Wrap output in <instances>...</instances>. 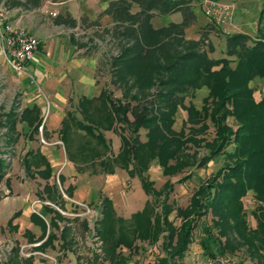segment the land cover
Segmentation results:
<instances>
[{
	"label": "trees",
	"instance_id": "16d2710c",
	"mask_svg": "<svg viewBox=\"0 0 264 264\" xmlns=\"http://www.w3.org/2000/svg\"><path fill=\"white\" fill-rule=\"evenodd\" d=\"M0 1L6 8L21 4L19 0ZM260 1L254 35L240 32L225 34V56L218 58L210 55L214 48L209 38L211 32H217L213 25H218L210 21V24L200 28L198 39L187 37L186 28L197 21L192 0L109 2L104 12L112 16L114 24L104 27L103 31L114 35L119 49L105 65L110 83L121 90V96L113 97L109 88H102L98 98L104 116L88 123L71 120L70 124L63 120L60 130L66 134L74 124L78 129L86 130L85 133L95 139L96 146L106 149L105 137L95 131L117 128L121 137L119 152L113 157L101 159V168L112 173L116 163L130 176H137L145 194L152 196L153 200L147 199L142 210L124 219L115 214L112 202L100 195L102 217L95 222L94 230L101 241L103 261L126 264L129 256L139 249L138 242L155 244L161 240L160 249L164 256L160 257L158 264H182L197 223L210 213V223L205 222L201 230V243L207 257L214 259L216 254L234 251V242L252 251L253 255L264 250V95L255 100L250 86L255 78H264V0ZM134 5L138 10L131 12ZM174 12L181 13L180 22L153 26L151 20L154 16ZM55 21L76 25L71 17H57ZM92 24L99 26L97 22ZM91 42L93 38H90ZM79 45L89 48L88 41L79 42ZM101 64L100 60L98 68ZM201 87L207 89V95L198 109L191 99ZM187 98L189 101L186 103ZM179 109L185 111L186 118L180 130H176L173 125ZM228 116L236 120L235 128L227 124ZM207 120L214 126L211 140L196 137L208 130ZM41 121L37 105L20 110L13 105L7 112L0 113V128H4L0 139L4 148V153L0 152V181L10 165L2 154L13 157L11 148L19 136L17 123L25 122L30 133H36ZM142 129L145 130V141L140 140ZM188 143L203 145L206 154L197 157L195 151L185 153ZM229 145L232 150L226 153ZM99 151L101 149H97L92 157H100ZM222 153H226L231 162L225 163L200 184L192 192L189 205L184 208L167 202L173 183L167 180L162 190H156L154 182L146 174L150 163L155 160L164 176L182 173L177 182H184L195 174L191 168L205 167L208 161ZM37 159L43 157L32 151L22 157L27 173L31 164L37 166ZM44 164L39 174L49 177L51 167L46 160ZM249 190L258 202V210L253 213L256 227L252 229L248 227L242 201ZM44 191L50 198L59 194L56 182L46 184ZM162 194L166 196L163 198ZM45 208L54 213L49 226L58 230L59 234L51 232L44 238L46 223L41 216L32 213L31 217L44 228L43 235L36 239L42 241L37 248H55L57 244L59 249L71 246L73 238L68 237L71 226L64 223L60 227L57 223L65 217L54 208ZM174 210L181 218L177 227L169 218ZM11 221L12 218L8 225ZM221 237L224 239L221 240ZM122 248L129 250L128 256L121 252ZM11 251L13 257L0 264L33 263L32 253L24 258L18 245H14ZM94 256L93 264H104L98 261L100 256L97 253Z\"/></svg>",
	"mask_w": 264,
	"mask_h": 264
},
{
	"label": "crops",
	"instance_id": "0c3cea01",
	"mask_svg": "<svg viewBox=\"0 0 264 264\" xmlns=\"http://www.w3.org/2000/svg\"><path fill=\"white\" fill-rule=\"evenodd\" d=\"M19 1L21 4L12 5L7 8L8 17L10 22L16 27L34 35L39 40V46L33 58L34 62H29L27 67L35 75L37 81L46 92L45 94H47L49 99V108L41 97L33 104L39 107L42 117L41 124L36 133H30V128L25 122H18L16 125L19 136L17 141L12 145V149L14 150L19 145L18 152L20 155L17 157V165H14L10 161L9 168L0 181V189L2 190V194H4L2 195L3 198H0V221L3 222L0 223V228L2 227L1 229L5 230L4 226H7L8 235L13 240L14 245H18L21 247L20 249L27 247L28 252L26 254L32 253L33 255L32 264H41L39 261L40 253L49 254V250H51L59 254L61 251L72 252V250H69V246L59 249L58 245H55V248H37L42 241H36V239L40 235H43L44 228L37 219L31 217L32 213L41 216L46 223L44 238L51 232L59 234L58 230L49 226L50 219L54 216V213L46 209L45 207L47 206L58 210L65 217V220L57 221L60 227L66 223L72 228V224H74V226L80 225L83 230L88 231V216L81 215L80 219L78 217H69V213L73 214V216H78L81 213L80 211L83 207L80 203L87 204L98 210L100 209L101 214L100 195H102L112 202L116 215L129 219L140 208L134 206L135 203L132 202L131 195L124 194L126 184H131L130 186L132 187V182H134L135 189H138L140 193L142 191L140 189V179L137 176H130L125 169L118 165H115L112 173L103 171L101 168V159L105 156L113 157L119 152L121 137L117 128L112 127L103 131L105 139H107L106 149L108 151L99 145H94V141L88 142L90 146L88 147L84 142V140L87 142V137L85 138L81 135V132H79L81 129H78L74 124L66 134H63L60 130L63 120L71 124V120L80 121L84 118V123H88V121L96 122V120L104 116V110L100 105L98 97L102 88L107 86L105 85L106 83L102 85L99 81L97 54L92 52L91 49L79 45L81 41H78L71 31H75L83 22L88 23L85 28L86 30L96 28L97 26H93L92 24L94 22L99 23V27L101 28L111 27L114 24L113 18L109 13H105L104 11L108 7L109 2L113 0ZM230 1L234 5V14L236 10H240L241 12L247 10L248 12V9L253 7L254 1L258 3L255 6L256 10L259 9L260 11L261 9V1L259 0ZM137 10L138 7L136 5L131 8V12H136ZM193 10L197 15V21L186 28V33L187 37L198 39L200 28L207 23L210 24L211 20L204 16L202 12L198 15L195 8ZM57 17L60 19L71 17L75 20L76 25L70 26L64 23H57L55 21ZM181 20V13L174 12L166 15H156L152 18L151 22L154 27H161L169 22H180ZM228 23L230 25H224L221 28L223 35L221 34L222 37L218 41L219 51H225V34L245 33L242 30V23L234 22V16L232 21ZM189 29L194 30L196 36L193 34L190 36ZM20 76L26 82L25 77L27 76L23 74ZM263 81L264 78L257 77L250 82V86L254 90L255 100H260L264 95V87L262 88L258 85ZM202 90L207 95V89L201 87L195 91L194 96L202 92ZM50 98H53V100ZM33 105L25 107H32ZM42 112H44L45 118ZM18 125L21 126L24 133H21ZM24 126H26V129H24ZM110 143H114V147L117 150L116 153H108L111 149ZM81 144H84L87 150H91V155L88 153L90 156L89 160L83 162H81L82 154L79 150ZM97 149H101L99 151L101 156L93 158L92 156L96 154ZM69 150L77 157L76 160L68 158ZM28 151H32L33 154L38 152L43 159L36 160L37 166L31 164L27 173L22 163V157ZM45 160L51 167V175L49 177H43L39 174V171L44 168ZM150 167L152 168V166ZM150 167L147 170L148 172L150 171ZM137 178L140 183L137 181ZM56 179L61 185V192L63 194L58 191L60 195H53L52 198L47 197L44 186L55 183ZM142 198L147 201L148 195L142 194ZM128 208H131V210H128ZM16 212L20 213L14 216ZM11 218V225H8V221ZM93 236L96 237L97 241L99 240L95 235V230ZM99 242L98 250H94L93 256L90 258V264H93L94 254L97 252H99L97 255L100 256L98 261H103L101 259L103 257L100 246L101 241L99 240ZM55 244H57V241H55ZM13 255L14 253H12L11 257ZM23 257L25 258L27 255ZM106 262L108 261H103V263ZM58 264H61V262Z\"/></svg>",
	"mask_w": 264,
	"mask_h": 264
},
{
	"label": "rangeland",
	"instance_id": "374dc122",
	"mask_svg": "<svg viewBox=\"0 0 264 264\" xmlns=\"http://www.w3.org/2000/svg\"><path fill=\"white\" fill-rule=\"evenodd\" d=\"M214 1H219L225 4H228L231 6V18L230 21H232L233 16H234V22L237 21L238 23H242V30L246 34L249 35H254L255 33V23L258 19L259 16V9L256 10V4H258L256 1L253 3V7L247 10H243L242 12L240 10H236V13L234 14V5L233 2L230 0H214ZM260 1V0H259ZM193 8H195V11L198 15L202 12V0H192ZM260 4V2H259ZM197 16V15H196ZM182 17V15H181ZM157 22V19H156ZM88 23L83 22L80 24V27H78L74 32L71 31V33H74V36L78 39V41H88L89 42V49L92 50V52H95L98 57V62L101 60L102 64L98 68V74H99V81L103 85L107 86L112 91L113 97H120L121 96V90L118 88H115L111 83H110V77L108 74V67H106L105 63H108L109 58L116 54L118 51V42L117 40L113 37L114 35L111 33H106L103 31V28L97 27L94 28L93 30H86L85 28L87 27ZM226 25H230V23L227 22L218 25L216 27L213 25L215 30L217 32H211L209 34L210 41L213 43V48H214V53L212 51L211 56L214 58L218 57H224V51H219L218 48V41L221 39L223 33L221 32V28ZM225 26V29H226ZM190 36L192 34L196 36V33L194 30H188ZM194 32V33H193ZM222 34V35H221ZM200 36V34H199ZM90 38H93V42L90 44ZM34 62V59L31 61V63ZM101 71V72H99ZM22 73L16 72L10 63L7 61L5 58L1 46H0V113L7 112L9 109L13 107V105H16L18 107V110L22 109L25 106H31L35 104L38 99L41 97V95L38 93L36 86L30 82L29 78H26V82L24 78H21L20 75ZM35 77V75H34ZM36 78V77H35ZM39 83V82H38ZM40 87L42 88L41 84L39 83ZM260 87H264V81L260 82L258 84ZM261 88V89H262ZM255 89V88H254ZM43 90V88H42ZM44 93H46L43 90ZM262 92V90H260ZM47 96V94H46ZM206 95L204 94L203 90L202 92H199L194 96L191 101L195 104V106L200 109L203 103V98ZM42 98V97H41ZM43 99V98H42ZM53 100V98H50ZM74 101V98H73ZM189 101V98L186 99V103ZM44 114V112H42ZM42 114V115H43ZM45 118V114L43 115ZM186 118V113L184 110L179 109L178 112L176 113L175 116V123L173 127L176 130H180L184 120ZM84 118H82L80 121H83ZM227 124L231 125L233 128H235L236 120L234 119L233 116H228L227 119ZM84 122V121H83ZM209 128L204 132L203 134H197L196 137H204L207 140H211L214 137V126L212 122L207 120ZM189 127V126H188ZM18 129L22 128L20 125H18ZM24 129H26V126H24ZM109 128L106 129H99V131H95V133L100 132L103 137H105L104 130H108ZM4 128H0V139H2V131ZM79 132H81V135H83L85 138L87 137V142L84 140V142L87 144L88 147L89 144L88 142L90 141H95L91 135L86 134V130L81 129ZM145 130L142 129L140 130V140L145 141ZM188 134V132H187ZM24 135V134H23ZM111 141V140H110ZM107 142V139H106ZM94 144V143H93ZM95 145V144H94ZM8 147V146H7ZM110 151L108 153H116L117 150L114 147V143H110ZM4 148L2 141L0 140V152L4 153ZM79 150L82 154L81 159L83 161L89 160L91 155V150H87L85 148L84 144H81L79 146ZM232 146L229 145L226 147V153L231 152ZM7 151V150H6ZM11 151L13 153V158L11 155H6L2 154L8 161H11V163H14V165H17V157L20 155L19 154V145L18 147H15L13 150L11 148ZM108 151V150H107ZM195 151L197 153V157H201L204 154H206V148L202 146H194L191 143H188V148L184 150L185 153H192ZM69 154L67 155L68 158L70 159H77L76 156H74V153L71 152L70 150L68 151ZM89 153V154H88ZM226 153H222L215 158L211 159L208 161L207 165L202 168H191L194 171V175L187 179L184 182H177V179L182 176V173L173 175V176H164L162 174L161 167L159 164L154 160L150 163V171L146 172V174L149 176V179L154 182L153 186L156 190H162V186L165 183V181H170L173 183V189L169 191L168 194V200L167 202H172L175 207H186L189 205V199L194 190L197 189V187L204 183L205 180H207L208 177H210L211 174H213L218 168H221L225 163H230L231 160H229L226 156ZM114 165H117L114 163ZM113 165V166H114ZM16 167V166H15ZM148 167V168H149ZM98 168V167H97ZM185 172L187 169L184 170ZM137 181L140 183L139 179L137 178ZM58 191L63 194L61 185L59 184L58 180L56 179ZM131 185V184H130ZM129 184H126L125 187V195H131V200L133 203H135L134 206H138L140 210L143 209L145 206V199L143 200L142 194L147 196L143 189H140L142 193L138 189H135V184L132 182V187ZM139 187V186H137ZM133 188V192H132ZM2 190L0 189V198L2 197ZM14 196V195H13ZM165 194H162L161 197H165ZM3 198V197H2ZM149 200H153L152 196H148ZM243 200V211L245 213V218L248 224V227L250 229L256 227V219L253 215L255 211L258 210V202L254 198V193L249 190L247 194L242 198ZM162 199H160L161 201ZM165 200V199H164ZM154 204V201L152 202ZM32 206V205H31ZM132 208V207H131ZM131 208H128V210H131ZM159 209V206L157 207ZM120 210V209H119ZM36 211V209H35ZM65 212V211H64ZM81 213L78 214V216H73V214L69 213V217H78L80 219L81 215L82 216H88L89 217V229L88 231H85L81 228L80 225H75L72 224V229L70 230V233L68 237L73 238V243L71 246H69V250L71 251H66V252H59L57 254L56 251H51L49 250V254L47 253H40L39 254V261L45 264H58L61 262V264H90V258L93 256V251L98 250L99 248V240L97 241L96 237L93 236L94 234V224L95 222L100 219L101 214H100V209L92 208L90 207V212H85L84 209L80 211ZM116 214V211H115ZM76 215V214H74ZM118 216V215H117ZM212 214H208L207 217L203 216L201 218V221L197 223L196 228L193 231V236H192V242L188 247V250L185 253L184 258L182 259V264H264V250L259 251L258 254H254L252 251H248L245 247H242L239 245V243L234 242L233 245L236 247V249L232 252H226L224 255L222 254H216L215 258L213 259L211 256L207 257L204 253V249L202 247V226L205 222L210 223L211 221ZM169 218L172 220L173 224L177 227L180 224L181 218L179 216H176V210H174ZM79 222V220H78ZM0 223H3L0 221ZM2 228V227H1ZM0 228V262L4 263L6 260L12 256V251L11 248L14 246L13 240L9 237L8 235V227L4 226L5 230H2ZM224 238L221 237V240ZM139 243V249L134 253L129 256V258L126 261V264H158V260L160 257L164 256V252L160 249V244L161 240H159L155 244H148L147 242H138ZM58 245V244H57ZM101 246V245H100ZM21 248V247H20ZM27 247H23L20 249V255L21 256H26V253L28 250L26 249ZM92 250V251H91ZM122 253L125 256L129 255V250L128 249H121ZM99 253V252H97ZM54 260H56L54 262ZM226 260V261H225ZM104 264H109L108 262Z\"/></svg>",
	"mask_w": 264,
	"mask_h": 264
},
{
	"label": "built area",
	"instance_id": "2783aa9c",
	"mask_svg": "<svg viewBox=\"0 0 264 264\" xmlns=\"http://www.w3.org/2000/svg\"><path fill=\"white\" fill-rule=\"evenodd\" d=\"M202 5V13L214 24L222 25L230 22L232 15L230 5L214 0H202ZM0 46L5 58L12 68L16 72L22 73L29 78L30 82L36 86L38 93L49 108L48 97L27 67V64L31 62L35 56V52L39 46V40L34 35L27 33L10 22L8 10L2 1H0ZM80 205L85 212H90L89 205L84 203H80ZM55 261L56 260H54V262Z\"/></svg>",
	"mask_w": 264,
	"mask_h": 264
}]
</instances>
